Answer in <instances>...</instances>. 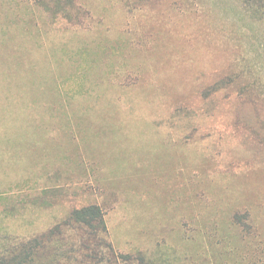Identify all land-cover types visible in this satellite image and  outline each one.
<instances>
[{"label":"rangeland","instance_id":"rangeland-1","mask_svg":"<svg viewBox=\"0 0 264 264\" xmlns=\"http://www.w3.org/2000/svg\"><path fill=\"white\" fill-rule=\"evenodd\" d=\"M93 204L152 264H264V0H0V251Z\"/></svg>","mask_w":264,"mask_h":264},{"label":"trees","instance_id":"trees-1","mask_svg":"<svg viewBox=\"0 0 264 264\" xmlns=\"http://www.w3.org/2000/svg\"><path fill=\"white\" fill-rule=\"evenodd\" d=\"M108 234L99 205L77 207L46 232L6 246L0 264H152L142 252H118Z\"/></svg>","mask_w":264,"mask_h":264}]
</instances>
